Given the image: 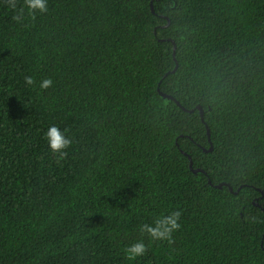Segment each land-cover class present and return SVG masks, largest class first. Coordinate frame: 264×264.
Instances as JSON below:
<instances>
[{
    "label": "trees",
    "instance_id": "trees-1",
    "mask_svg": "<svg viewBox=\"0 0 264 264\" xmlns=\"http://www.w3.org/2000/svg\"><path fill=\"white\" fill-rule=\"evenodd\" d=\"M12 2L0 264H264V0H49L20 22ZM53 124L73 141L62 157ZM173 211L171 242L139 230Z\"/></svg>",
    "mask_w": 264,
    "mask_h": 264
},
{
    "label": "clouds",
    "instance_id": "clouds-1",
    "mask_svg": "<svg viewBox=\"0 0 264 264\" xmlns=\"http://www.w3.org/2000/svg\"><path fill=\"white\" fill-rule=\"evenodd\" d=\"M49 0H23V7L20 10V14L15 16L14 19L18 22L22 21L23 13L26 11L29 16L35 17L38 14H44L48 11ZM11 7H15L14 0ZM25 81L32 85L34 83L31 76H26ZM53 84L51 78H46L40 81V89H47ZM45 137L48 146L53 154L64 156L66 150L73 143L72 139L67 135V130H62L57 125H50L45 132ZM181 213L179 211H173L167 215H161L154 220L153 223H143L140 225L139 230L142 233H147L151 240H167L171 242L173 233L181 227L180 221ZM147 245L143 240H138L126 248L128 257L135 260L146 254Z\"/></svg>",
    "mask_w": 264,
    "mask_h": 264
},
{
    "label": "water",
    "instance_id": "water-1",
    "mask_svg": "<svg viewBox=\"0 0 264 264\" xmlns=\"http://www.w3.org/2000/svg\"><path fill=\"white\" fill-rule=\"evenodd\" d=\"M152 9L154 10L153 3H152ZM160 93H161L163 96H165V97H168V98H171V99L176 100L177 103H178L179 105H181L180 101H178L173 95L168 94V93L162 91L161 89H160ZM184 108H185V107H184ZM198 108L200 109V111H201V115H202V118H203L204 110L202 109V107H201L200 105L198 106ZM203 120H204V118H203ZM208 134H209V141H210V143H211V146H210L209 149L212 150V149H213V144H212V141H211V138H210V131H209V129H208ZM185 154H187V155L189 156V159H190V166H191V168H192V170H193L194 172H205V170L202 169V168H194V167H193V160H192V157H191L188 153H186V152H185ZM223 185H228L229 188H230L231 190H233L232 186H231L229 183H226V182H222V183H220V184H217L216 186H218V187H222ZM239 189H240V188H239ZM262 192H263V191H262Z\"/></svg>",
    "mask_w": 264,
    "mask_h": 264
}]
</instances>
